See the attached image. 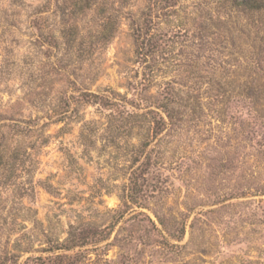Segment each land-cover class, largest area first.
Listing matches in <instances>:
<instances>
[{
  "label": "rangeland",
  "instance_id": "374dc122",
  "mask_svg": "<svg viewBox=\"0 0 264 264\" xmlns=\"http://www.w3.org/2000/svg\"><path fill=\"white\" fill-rule=\"evenodd\" d=\"M0 264H264V0H0Z\"/></svg>",
  "mask_w": 264,
  "mask_h": 264
},
{
  "label": "trees",
  "instance_id": "16d2710c",
  "mask_svg": "<svg viewBox=\"0 0 264 264\" xmlns=\"http://www.w3.org/2000/svg\"><path fill=\"white\" fill-rule=\"evenodd\" d=\"M69 242H70L69 245L62 247L64 249V251H69V250L73 249L74 247H82L84 245L83 242L79 243V244L75 243V241H73V239H70V240L67 239V243H69Z\"/></svg>",
  "mask_w": 264,
  "mask_h": 264
}]
</instances>
